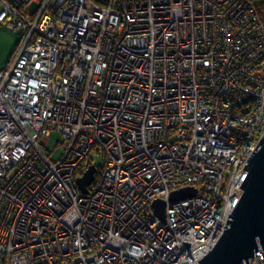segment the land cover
Wrapping results in <instances>:
<instances>
[{
	"label": "built area",
	"instance_id": "1",
	"mask_svg": "<svg viewBox=\"0 0 264 264\" xmlns=\"http://www.w3.org/2000/svg\"><path fill=\"white\" fill-rule=\"evenodd\" d=\"M0 25L21 34L0 71L6 264H198L264 136L252 2L0 0ZM240 264H264V245Z\"/></svg>",
	"mask_w": 264,
	"mask_h": 264
},
{
	"label": "water",
	"instance_id": "2",
	"mask_svg": "<svg viewBox=\"0 0 264 264\" xmlns=\"http://www.w3.org/2000/svg\"><path fill=\"white\" fill-rule=\"evenodd\" d=\"M244 168L248 169L241 184L244 192L229 214L223 234L198 264H240L243 259L254 255L258 242L264 245V136ZM96 172L97 167L92 164L77 178V184L84 193L89 192L88 186L95 180ZM195 194L196 188L189 186L173 191L171 200L177 201ZM152 206L156 214L165 219L166 202L156 199Z\"/></svg>",
	"mask_w": 264,
	"mask_h": 264
},
{
	"label": "rangeland",
	"instance_id": "3",
	"mask_svg": "<svg viewBox=\"0 0 264 264\" xmlns=\"http://www.w3.org/2000/svg\"><path fill=\"white\" fill-rule=\"evenodd\" d=\"M35 8V5L31 6V10ZM21 40V34L15 32L6 26L0 25V71L2 68L8 64L9 59L13 56L16 51L19 42ZM60 134L53 132L52 140L48 143L47 148L55 149L58 147L57 139H59ZM59 150V149H57ZM94 162L97 165L101 163V156L95 153H92ZM0 264H6L3 256H0Z\"/></svg>",
	"mask_w": 264,
	"mask_h": 264
},
{
	"label": "trees",
	"instance_id": "4",
	"mask_svg": "<svg viewBox=\"0 0 264 264\" xmlns=\"http://www.w3.org/2000/svg\"><path fill=\"white\" fill-rule=\"evenodd\" d=\"M95 1L99 3L103 2V0H95ZM250 1L254 5L256 12L264 26V0H250ZM98 173L99 171H97V175Z\"/></svg>",
	"mask_w": 264,
	"mask_h": 264
}]
</instances>
